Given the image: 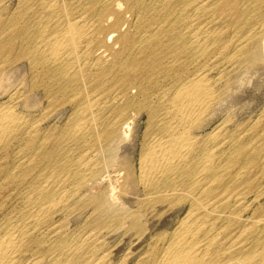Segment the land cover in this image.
<instances>
[{
  "label": "bare ground",
  "instance_id": "1",
  "mask_svg": "<svg viewBox=\"0 0 264 264\" xmlns=\"http://www.w3.org/2000/svg\"><path fill=\"white\" fill-rule=\"evenodd\" d=\"M138 2L147 13L167 11L156 31L168 22L165 31L171 33L176 61L185 57L187 62L157 63L168 85L153 93L155 100L148 95L137 103L148 111L155 130L144 143L137 164L127 153L128 147L122 145L134 121L124 116L126 108L116 110L103 129L105 138L119 144L112 148L115 155L104 157L100 150L92 153L86 149L74 155L72 147L63 145L49 154L53 163L50 165L38 159V148L33 146L29 169L34 175L26 196L28 210L21 221L0 225V264H116L111 260L121 244H116L114 253L94 255L106 239L96 233L86 235L73 246L57 238L51 244L52 249L58 250L55 259L24 257L34 227L48 212L69 204L76 196L94 206L103 226L112 227V233L123 231L125 241L131 233L137 235L135 248L124 255V259L131 261L138 253L135 264H264V208L259 213L251 212L254 203L264 197V191L255 193L252 199L247 196L261 147L250 148L251 143L236 140L235 134L227 146L222 145L223 140L218 141L238 112L242 113V100L246 107L253 105L246 93L259 91L263 85L264 0H152L150 5L145 0ZM111 7L112 0L19 1L15 16L9 20L20 38L18 55L8 60L2 49L5 41L0 39V98L8 97L0 102V148L14 142L26 130L31 140L37 141L39 137V118H26L17 110V103L26 101L29 110L46 109L37 97L36 80L28 94L27 81L22 79L17 66H6L22 59L27 60L33 77L41 76L40 85L45 90L56 83L72 96H80L77 120L64 136L67 140H79L81 148L89 144L83 133L97 127L95 108L99 107L101 94L110 89L105 77L114 74L128 79L134 71L132 63H108L104 55L86 60L94 42L86 38L94 23L86 20L87 15L94 16L98 29L109 20ZM222 17H231V35L224 34L217 23ZM101 32L99 29L98 33ZM108 34L109 40L113 39V32ZM154 35L141 40L154 55H149L151 63L157 62L161 53L154 48L161 39L156 45L151 44ZM101 40L98 34L92 45L101 44ZM223 115L226 117L220 120ZM218 120L221 122L215 129L202 136ZM42 138L44 142L46 137ZM209 138L215 140L214 145H209ZM260 162L259 173L264 176V156ZM111 173H116L115 180ZM173 210L177 216L185 211L174 227L165 221L163 233L156 238L151 236V231ZM148 239L154 241L148 249L141 250Z\"/></svg>",
  "mask_w": 264,
  "mask_h": 264
},
{
  "label": "rangeland",
  "instance_id": "2",
  "mask_svg": "<svg viewBox=\"0 0 264 264\" xmlns=\"http://www.w3.org/2000/svg\"><path fill=\"white\" fill-rule=\"evenodd\" d=\"M19 1L20 0H0V39L5 41L4 47H2V49L3 55L8 60L13 59L19 53L18 46L20 44V38L18 39L17 37L18 32H16V30L14 31V27L10 26L9 24L10 18H12V16H15L13 15V13L15 14L17 12V6L19 4ZM151 1L152 0H145L144 3L146 5L149 3L151 4ZM139 4L141 3H139L138 0H112V7L109 11V14L111 15L108 17L109 20L105 22V25L103 27L98 29H96L98 25H96V20L94 21V16H92L91 14L87 15L86 20L89 22L93 21L94 23L92 22L93 26L91 28L90 33L86 35V38L88 36V40L91 41L92 39H94V42H96V36H98L99 34L102 40L100 42L101 44L99 45H92V43L94 42L91 43V49L89 47L90 51L86 60L91 61V59L94 57L104 55L103 58L106 59L108 63H112V61L113 63H118V61L121 60L132 63L131 67L134 69V71H131V74L129 75L128 79H126V77L120 78L118 76H115L114 74H110V76L105 77L107 79L106 85H108L110 89L101 94L102 97L100 98V100H98L99 107L95 108L98 109L96 115H98L99 118V120L97 121V127H93L89 131L87 130L83 133L84 135H86L87 140H89V144H85V146H83L84 148L80 147L81 142L79 140H67L64 136V134L67 132L68 127H71V125H73L77 120L76 108L80 101V96H72L71 94H69V92H65L61 88V86H58L56 83H51L48 89L45 90V87L40 85L41 76L36 75L35 77H33L32 74H30L28 62L26 59H22L20 63L8 62L6 64V66H17L18 72L20 71V75H23L22 79L25 77L24 80L25 82L27 81L25 90H29L26 91L28 94L29 92L31 93L33 80H36L38 86H34L36 88H39L36 93L37 97H39V100L42 102V108L46 109L29 110L28 106H26V101L23 100L21 104L17 103L19 104V106L17 107L19 108L17 109L18 111L26 115V118L28 119L31 118V120H33L35 118H39V126H41L39 127L40 131L39 137L38 139H36L37 141L31 140L30 133H28V131L26 130V132L23 131L22 133H20L18 138L14 139V142L3 145L0 148V225L5 226L7 223H14L15 221H21L23 218H25L23 216L28 210L26 196L30 194V180H32L31 178H33L34 175V172L29 169L33 146H36L38 148L36 150L38 152V159L42 160L43 163H50V165H53V163L52 157H50L49 154L53 151L54 148L60 149V147H62L63 145H67V147H72L74 155L81 150H84V152L88 150L92 153L95 150H100L103 153L104 157H108L110 154H113V146L119 144L114 143L112 140H110V138H105V136H103V129L108 123V121L111 122V118L115 114L116 110L126 108V113L124 116H127L126 118L132 117L134 118V121L132 120V123L130 125V135L126 138L125 142L123 141L122 145L129 148H127V153L130 154L129 156H131L137 164V160L139 158L144 143L150 138L151 132L156 128L155 123H151L150 121L148 111L145 108H142L141 105L139 106V104L137 103L143 102L144 97L148 95L155 100L156 97L153 95V93H157L158 89L162 85L163 87H166V85H168L167 81H164L167 79L162 77L163 70L159 66H156L157 63H187L185 61V57H181L180 62L176 61V55L173 53V48L171 47V33L168 30L165 31L168 22H165V24H163V26L161 27L163 32L162 30H159L160 32L158 31V33L156 31L158 29V27L156 26L157 23H159L160 20L164 19L167 11L160 10L157 11V13H147L146 8L144 6L140 7ZM228 12L232 13L235 11ZM126 14L128 16H126ZM162 15H164V17ZM156 17H158V20H155L156 22L151 23V21H153V18ZM33 18L35 17L33 16L32 19ZM169 18L173 19V17ZM224 19L225 18L222 17L220 20H218L217 23H220V28L223 29L224 34L231 35L233 30V26L231 24L232 19L231 17L226 18V20ZM99 29L102 30L101 33H98ZM109 32H113V39L110 38L109 40ZM153 32L156 35H154L155 38L151 41V44L156 45L159 39H161L162 42L154 47L159 51V53L161 52L160 54H158L160 58L157 60V62L151 63L149 58L150 56L153 57L154 55L150 54V49H145V42L143 43L141 42V40H144L145 37H149L151 33L154 34ZM118 38L119 40H117ZM22 68L26 71H24ZM262 84L264 85V81L262 82ZM263 85H261L263 89L261 88L259 91L257 90L253 93V90H251L250 93H246L247 96L249 95V99H253V102H250V100L249 102L253 103L254 106L249 104V107H246L244 102L245 100H242L244 103L241 101L242 103L240 104L244 109L242 108L239 110L242 113L238 112V116L235 117V121L233 120L235 123L230 122V126L225 130L227 132H222L221 136L218 139V141L223 140V146H227L231 142V137H233V135L235 134L234 138H236V140L251 143L250 148L256 146L258 147L260 145V153L257 152L258 155L260 154V157L259 159L257 158V164L252 168V174L250 176L254 178L252 179L253 186L250 190H248L247 193V196L250 197V199L254 197L255 193H260L264 191V176L259 173V167L261 165L260 158L264 156V93L261 94L262 92H264ZM6 100H8L7 96L0 98V102H4ZM247 100L248 99H246V102ZM244 105L246 108L244 107ZM248 108H252V111L251 109L248 110ZM239 114L241 115L239 116ZM224 117L226 116L223 115L220 120H222ZM239 118L240 120H238ZM220 120L209 125L203 131L204 133H201L202 136L215 129V127L221 122ZM119 129H117V133L118 131H120ZM49 133L50 135H48ZM43 136L46 137V140L44 142H41ZM214 141L215 140H213L212 138H209V145H214ZM254 154H256V152ZM113 155H115V153ZM115 174L116 173L110 174L113 180H115L116 178ZM108 180L109 179L107 177L106 185L108 183ZM76 198L77 196L71 200V202L74 200L72 203L70 202L71 204L67 203L64 205H60L56 210L48 212L45 215L43 221H41L40 225L37 226L39 228L34 227V230L32 232L33 236H30V243L28 242L27 244L28 251L25 252L24 257L27 259L38 256L47 260L55 259L58 256V250L52 249L51 244L54 243V241H57V238L58 240H67L69 242V246H71L72 244L74 245L75 243H78L81 239L85 238L86 235L96 233L101 237L102 240L103 238L106 239L103 240V244L94 251V255H101L104 252L108 251H113L114 253L116 251H114L113 249L115 248L116 244H121L119 245L120 251H118V247V254L116 257L112 258L111 261H114L116 264H135L136 260L139 257L138 253L136 257H134V259L131 261H127V259H124V255L128 251L130 252L131 248H135L133 244L135 243L137 235L133 232L130 234L131 237H126L125 241V234L123 231L116 233L117 235L112 233V227L107 228L103 226L104 223L102 224V219L100 218L99 213L95 211L94 206L92 204H86L85 201H81L79 199L77 200ZM263 208L264 197L261 198L259 202L254 203V208L251 212L259 213L263 210ZM184 211L181 212L178 216L177 213L174 212V210L167 213V216L165 215L166 217H163L164 219H162V221L159 223L160 225L155 227V229L151 231L150 235L155 236L156 238L158 235L162 234L165 230L164 225L166 224V222H171V226L174 227L179 218L183 215ZM168 216L170 218H168ZM68 230L71 233H69ZM114 236H116L117 238ZM152 241H154V239H148L147 241H145L141 245V250L148 249L150 247L149 243ZM34 249L36 250L34 251ZM91 256L87 258H90Z\"/></svg>",
  "mask_w": 264,
  "mask_h": 264
}]
</instances>
